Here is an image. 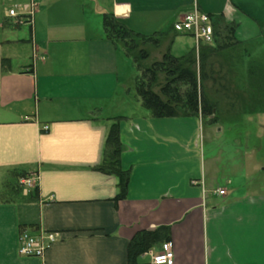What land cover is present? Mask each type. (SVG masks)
<instances>
[{
	"label": "crops",
	"instance_id": "crops-1",
	"mask_svg": "<svg viewBox=\"0 0 264 264\" xmlns=\"http://www.w3.org/2000/svg\"><path fill=\"white\" fill-rule=\"evenodd\" d=\"M31 1L0 0V264H152L166 243L173 264H264V181L254 177L264 168L226 165L222 148L206 158L201 116L157 118L134 105L122 82L127 57L104 28L113 15L143 35L173 33L197 8L236 23L238 37L240 18L264 0H34L30 22L9 15ZM117 117L130 172L123 198L119 178L96 169ZM223 131L210 124V139ZM18 170L35 185L3 202ZM222 170L228 188L217 182ZM23 232L56 241L23 256ZM147 236L149 250L130 262L131 242Z\"/></svg>",
	"mask_w": 264,
	"mask_h": 264
},
{
	"label": "trees",
	"instance_id": "trees-1",
	"mask_svg": "<svg viewBox=\"0 0 264 264\" xmlns=\"http://www.w3.org/2000/svg\"><path fill=\"white\" fill-rule=\"evenodd\" d=\"M214 41L202 43L196 50L192 49L180 56L172 53L171 45L177 35L172 27L155 36L140 34L126 26L113 15H106L104 28L108 37L123 54L132 60L135 67V96L142 106L157 118L201 116L207 124H217L220 115H227L235 108L238 93H233L228 72L219 56L221 52L234 47L240 41L236 39L234 23H225L222 19L213 18ZM171 35V36H170ZM158 36V37H156ZM169 40L161 57L153 58L151 49H160ZM264 74L261 65H249V74L257 71ZM259 88L264 89V85ZM212 92H211V91ZM217 95V96H216ZM236 97V98H235ZM121 119V118H120ZM120 119L117 117L111 124L105 143V153L97 170L116 175L119 178V198L126 196L130 172L121 165L123 143L121 141ZM28 173L15 171L12 179L3 184L2 201L9 202L6 195L12 192H23L21 177ZM32 189L28 198L33 196ZM149 236L145 239H135L129 247V260L133 262L137 255L149 250Z\"/></svg>",
	"mask_w": 264,
	"mask_h": 264
},
{
	"label": "rangeland",
	"instance_id": "rangeland-1",
	"mask_svg": "<svg viewBox=\"0 0 264 264\" xmlns=\"http://www.w3.org/2000/svg\"><path fill=\"white\" fill-rule=\"evenodd\" d=\"M240 24L241 34L236 36L240 42L221 52L219 56V60L224 62L225 71L228 72L231 89L233 93H238L239 100L236 99L235 108L231 112L229 111V114L220 115L219 122L224 131L219 133L218 138L210 139L208 133L210 124L207 123L200 130V138L201 141H204L206 158L219 154L217 150L222 148L220 151H222L226 165L236 159H246L245 171L250 172L253 171V167L264 168V89L257 85L258 83L261 87L264 85V74L255 69L253 71L257 72L254 76L252 73L249 74V65L251 64L261 65L264 68V5L254 2L252 7L246 10L240 18ZM235 25L237 24L235 23ZM175 40L176 44L172 53L177 56L185 54L193 41L191 37L183 34L177 35ZM168 44L169 40L164 42L160 49L150 47L151 54L157 57ZM121 70L123 85L126 89L131 90L130 100L136 105L137 97L134 90L136 69L132 60L125 58ZM226 171L228 170L223 171L217 182L228 188V178L224 174ZM260 171L262 173H255L254 177L262 182L264 181V171ZM230 178L232 181L237 180L231 176Z\"/></svg>",
	"mask_w": 264,
	"mask_h": 264
},
{
	"label": "built area",
	"instance_id": "built-area-1",
	"mask_svg": "<svg viewBox=\"0 0 264 264\" xmlns=\"http://www.w3.org/2000/svg\"><path fill=\"white\" fill-rule=\"evenodd\" d=\"M36 3L31 1L30 9L27 13L19 14L15 9H11L9 15L14 17H22L26 22L32 20ZM28 20V21H27ZM173 28L180 34L191 37L196 47L199 48L202 43H212L214 41V26L211 15L194 9L186 13L174 22ZM49 127L46 126L45 129ZM25 193L35 185V179L32 176L21 177ZM219 194H224L225 190H218ZM21 244L19 253L23 256H42L51 243L56 241V235L53 233H44L33 235L27 232L21 233ZM175 254L171 243L164 244L163 250L154 254L152 264H173Z\"/></svg>",
	"mask_w": 264,
	"mask_h": 264
}]
</instances>
